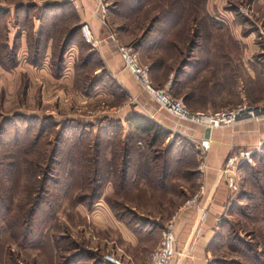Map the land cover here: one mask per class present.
Returning <instances> with one entry per match:
<instances>
[{"label": "rangeland", "instance_id": "rangeland-1", "mask_svg": "<svg viewBox=\"0 0 264 264\" xmlns=\"http://www.w3.org/2000/svg\"><path fill=\"white\" fill-rule=\"evenodd\" d=\"M115 1L106 0L111 5ZM148 1L149 10L159 13L152 24H131L126 18L118 23L125 24L126 28L132 26L134 34L130 33L129 43L135 45L140 62L149 65L157 85L167 86L192 111H196L194 98H207V102L217 98L219 111L264 106V0H177L183 6L180 18L184 23L189 20L190 24L187 31L185 27L180 28L179 35L172 32L177 29V26L173 28L175 23H168L160 15L163 14L160 5L166 6L173 0ZM58 2L64 1L0 0V7L9 10L6 17L0 18V61L6 62L5 66L0 62V208L10 206L9 214L6 209L0 210V264H8L11 259L15 264H46L47 258L42 257L46 252L35 248L45 238L53 245L51 254L63 256L65 260L74 256L77 264L79 261L105 264L104 254L111 253L109 247L97 248L104 245L100 237L109 239V233H101L92 227L93 223L88 225L91 224L87 223L88 217L77 209L80 195L92 188L80 187L79 168L75 166L78 157L69 167L55 166L51 150L58 142L60 154L62 143H69L64 152L68 149L73 155L72 149L82 132L90 133L84 136L83 143L93 144L97 132L110 120H122L109 112L111 107H123L130 101L117 93L111 80L108 83L116 98H85L94 92L99 94L95 87L91 88L97 61L93 57L86 63L90 49L79 35L63 49L69 30L78 22L75 10L73 14L66 8L45 7ZM29 4L36 6L29 10L27 18L25 6ZM121 4L120 9L129 14L131 8L124 0ZM172 8L176 9L174 13L170 11L174 16L179 9ZM50 10L55 14L59 10V13L53 15ZM19 34L14 46V38ZM38 41L42 60L36 66L31 58ZM7 43L9 47L4 49ZM44 64L48 65V71L39 73L42 82L34 84L30 74L35 76ZM34 66L39 70L32 72ZM242 94L246 99L231 101V98H242ZM62 130L71 138L58 141ZM15 133L25 142L23 149L16 148ZM127 133L125 123L120 140ZM142 141V147L146 148V142ZM119 146V140L114 145L108 144L106 158L111 160ZM252 148L257 149L254 162L240 164L241 190L238 194L231 192L228 219H223L220 238L215 242V252L221 256L215 264H259L256 259L264 254V142ZM244 165L253 169H244ZM51 166L55 168L54 173ZM45 169L49 170L44 175ZM48 172L50 176L45 180ZM251 173L255 174V180ZM41 181L51 187L49 201L44 206L50 219L47 225L42 222L44 213L38 212L34 219L29 218L31 204H37L34 199ZM45 199L48 198L45 196ZM88 216L95 221L93 212ZM20 219L23 235L29 237L23 243V235L19 237ZM27 219L31 221L29 225H25Z\"/></svg>", "mask_w": 264, "mask_h": 264}, {"label": "crops", "instance_id": "crops-1", "mask_svg": "<svg viewBox=\"0 0 264 264\" xmlns=\"http://www.w3.org/2000/svg\"><path fill=\"white\" fill-rule=\"evenodd\" d=\"M61 1L72 2L77 22L81 25L89 23L92 34L98 42L95 46L87 42L89 52L95 54L97 61V65L93 68L92 81L101 76H104V80L95 86V91L99 94L94 92L93 95L85 98H116L108 83L111 80L117 93H120L124 100L129 98L130 101V104L123 107L113 105L109 110L113 116L117 114L116 118L124 120L133 114H142L161 128L171 132L163 148L167 147L178 134L191 140L194 149V161L187 164L191 167L187 170L188 174L177 175V172L176 176L171 178V182L175 184L174 189L160 193L148 187L145 179H142L139 185L142 188L133 189L134 201L127 202L126 206L135 218L129 222L119 218L106 203L105 197L115 191L112 182L105 186L102 198L92 208L85 204L78 206L79 213L88 217L87 223H91L88 225L93 223L92 227L103 234L110 235L109 239L102 235L100 241L104 245H99L97 248L109 247L111 253L116 254L128 264H147L151 251L159 245L164 227L168 222L174 221L177 253L170 264H215L214 262H218L221 256L215 252L214 246H217L215 242L220 238L223 219H228V202L231 198V190L222 169L231 152L239 148L256 147L264 142V118L243 120L230 126L209 129L172 115L143 89L125 67L124 60L118 52V44H131L129 43L132 39L130 33L134 34L132 26L126 28L125 24L118 23L122 18H126V21L131 24H152L159 13L147 10V5L145 10L142 8V11L135 10L126 14L120 9L119 4L114 2L111 5L103 0L107 6L108 28L103 24L100 16L94 15L98 0ZM126 24L129 23L126 22ZM16 28L19 26L16 25ZM145 29L143 28L142 34ZM172 32L179 35L177 31L172 30ZM24 33L26 32L23 31V36H25ZM46 65L40 67V71H37L35 76L30 74L34 84L41 81L38 77L39 73L48 71ZM31 70L34 72L39 69L34 66ZM3 71L4 76L7 77L6 70L3 69ZM241 97L231 98V101L246 99L244 94ZM216 104L217 98H212L208 102L207 98H194L196 111L217 112L220 106ZM203 140L210 141V148L205 153V165L202 170L204 152L200 143ZM142 149L146 150L144 147ZM137 193H142L143 201L139 202L141 198ZM193 198H196V201L188 204V201ZM92 212L95 220L93 222L88 216ZM81 263L85 261H79V264ZM49 264H57V256H54Z\"/></svg>", "mask_w": 264, "mask_h": 264}, {"label": "trees", "instance_id": "trees-1", "mask_svg": "<svg viewBox=\"0 0 264 264\" xmlns=\"http://www.w3.org/2000/svg\"><path fill=\"white\" fill-rule=\"evenodd\" d=\"M124 1L131 8L130 11H135V10L142 11V8L146 9L147 5H148L147 10L151 9L150 7L151 3L150 1L147 2V0H145L144 2L143 0H124ZM115 3L119 4L120 6L122 5L121 0H118V2L116 0ZM180 4L181 3L179 1L173 0L170 4L166 6H164V3L160 5V9L162 10L163 13L160 15H162V17H165L168 23H172V22L175 23L174 26H177V29L175 31L177 32H180L179 29L182 27H185L186 28L185 30L187 31L189 29L188 26L190 25L188 24L189 20H187L186 23H184L183 18L182 19L180 18L181 15L183 14L182 13L183 6ZM35 6L36 5L33 4H29L25 6L27 8L26 9L27 18H28L29 10H33L32 8H35ZM51 6L52 8H58V9L61 8L60 10L66 8L70 13L73 12L74 14V8L72 6V2L70 1H64L63 3L58 2L54 4H46L45 7L49 8ZM172 7H176L177 9H179L178 13H176L174 16L170 11L172 10V12L174 13L176 9ZM52 11L54 10H50V12ZM8 12L9 10L0 7V18L6 17L9 14ZM20 13H23V11L17 13L18 17ZM58 13L59 10H56V14L54 13L53 15H58ZM181 24H185V26H181ZM19 25H20V20L18 26ZM76 35H79V39H81L85 44H87V46H89L86 39L83 36L82 25L77 23L74 26H72L71 29L69 30L65 38V41L63 43V49L66 50V48L74 42V38L76 37ZM20 36H21L20 34L19 36H15L14 46L16 45L15 43L17 41V38ZM37 43L39 45L35 50L34 57L31 58L32 59L31 63L36 66H38L39 62H41L42 60L41 59L42 53H40L41 50L38 48L40 47V42L38 41ZM8 47L9 45L7 43V46L4 49ZM65 50L63 51L65 52ZM93 57L95 59L94 53L88 54L86 63L90 61ZM0 62H2V64L5 66L6 62H4V60ZM102 80H104V76H101L97 80H93L91 82V88H94ZM125 123L127 124L128 133L127 135H125L126 137L124 140H120V138L122 137L121 133L124 130ZM87 134L90 133L82 132L79 134L80 138L78 139V143L75 142L76 143L75 148L72 149L74 153L73 154L74 157L70 150L67 149L64 152V150L66 149L65 147L69 143L68 144L62 143L63 146L59 154L58 147L60 145H58L57 142L53 151L51 150V155L52 153L54 154V158L52 161L55 164V166L69 167V165L71 166L72 164L70 162L74 160L76 157H78L77 160H79V162H77L75 166L79 168L78 174H79V180L81 182L80 187L86 189L88 186H91L92 188L90 192H83L80 195L77 205L85 204L89 208H92L94 204L102 198L103 190L105 186L109 182H112L115 191L110 196L107 195L108 197L106 196L105 200L110 206V208L116 213V215L126 222H129L131 219L135 218L132 212L128 210V208H126L127 207L126 204L129 201L130 202L134 201L135 194L133 189L135 187L142 188V186L141 187L139 186L142 179L146 180L148 187L152 189H156L160 193L168 192L171 189L175 188V184L171 182V178L175 177L177 172H178L177 175L188 174L187 170H190L191 167L187 166V164H190L194 161V149L189 139L176 134L173 140L168 144V146L163 148V144L169 138L171 132L161 128L153 120L149 119L148 117L142 114H133L124 120H120V119L116 121L110 120L107 126H104V128H102L100 131L97 132L95 136V141H93V144L91 145L89 144L86 145V143H83V138ZM58 135H59V137L57 138L58 141L60 140L62 141L64 140V138L66 140L71 138L68 134H66L65 130L64 132L63 130L60 131ZM21 140L22 138L19 139V133H18V138L16 137V133H15L16 148L23 149L25 142L23 143L21 142ZM118 140L120 145L118 150L113 151V158L111 160L107 159L106 152L108 151V144L114 145L115 142H117ZM142 140L146 142L145 145L146 151L142 149L143 145L140 143L143 142ZM76 153L78 156L75 155ZM57 154H59V157L60 155H62V158L57 157ZM249 168L253 169L249 165H244V169H249ZM51 169L53 171L52 173H54L55 168L51 166ZM46 170L49 169H45L44 175L46 173ZM254 172L256 173L258 171H254ZM47 176H50L49 172L45 176V180L48 179ZM251 176L255 180V174L251 173ZM135 177H137V179H135ZM68 182L70 183L69 180ZM80 187H78L79 190H81ZM37 190H38V192L36 193L37 198L34 199L37 204L35 205L34 203L31 204V208H30L31 216L29 218L34 219L38 212L44 213L46 217L42 220V222L44 223V225L45 224L47 225L50 219L48 213L44 209V206L49 201L48 196L51 192V187L48 186V184L45 183L44 181H41L39 182V188ZM140 192H142V190H140ZM244 194L245 193H242V195ZM137 195L141 198L139 199V202L143 201L142 193H137ZM242 195H240V198H242ZM45 196L48 199H45ZM2 209H6V211L9 214L10 206L9 207L3 206L0 208V210ZM4 219H6V216ZM30 222L31 221L28 222L27 219L25 221V225H29ZM18 225H19L18 226L19 231H21L19 237L22 238L23 221H21V219L19 220ZM30 231L31 232L29 235L32 234L33 229ZM24 237L25 235H23L22 243L23 241L29 240V237L28 238L26 237L24 238ZM31 239L32 238H30V240ZM1 240L2 238H0V244H1ZM31 243L33 242L31 241ZM25 245H30V243ZM51 246L53 245L51 241H49L47 238L40 240L39 245L35 246L36 249H39L44 253L46 252V255H42L43 258H47V260L45 261L46 264L52 262L54 256H57V264L77 263V260H73V258L75 257H69L67 260H65L63 256L61 257L56 254H51L50 253ZM44 248L46 251H43ZM262 255L263 256L257 257L256 259L257 261H259V264H264V254ZM8 264H15V263L11 259V261H9Z\"/></svg>", "mask_w": 264, "mask_h": 264}, {"label": "built area", "instance_id": "built-area-1", "mask_svg": "<svg viewBox=\"0 0 264 264\" xmlns=\"http://www.w3.org/2000/svg\"><path fill=\"white\" fill-rule=\"evenodd\" d=\"M97 8L94 15L100 16L103 24L109 28L106 21L107 6L103 0L97 1ZM82 33L86 41L92 46L98 44L97 40L92 34V29L89 23L82 24ZM118 52L124 60L125 67L132 73L136 80L141 84L143 89L156 100V102L172 115L193 122L195 124L203 125L209 129L230 126L238 121L257 119L264 116V106L261 107H240L234 110H224L218 112H204L192 111L183 98L176 97L170 93L167 86L157 85L152 77L150 67L147 64L140 62L138 52L133 44H118ZM203 158L201 169L205 165V153L210 148V141L203 140L200 143ZM256 148H239L231 152L225 165L222 169L226 177V181L231 192L238 194L241 190L239 168L243 162L253 163V155ZM196 198L188 201V204L194 203ZM176 237H175V223L170 221L164 227L159 245L156 249L151 251L147 264H170L176 255ZM106 264H128L116 254L107 253L103 256Z\"/></svg>", "mask_w": 264, "mask_h": 264}]
</instances>
